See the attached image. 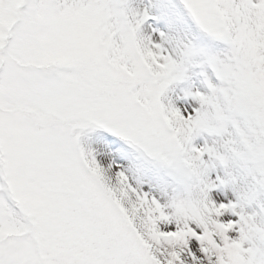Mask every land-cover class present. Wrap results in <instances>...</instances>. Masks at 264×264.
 Instances as JSON below:
<instances>
[{
  "label": "snow or ice",
  "instance_id": "snow-or-ice-1",
  "mask_svg": "<svg viewBox=\"0 0 264 264\" xmlns=\"http://www.w3.org/2000/svg\"><path fill=\"white\" fill-rule=\"evenodd\" d=\"M0 264H264V0H0Z\"/></svg>",
  "mask_w": 264,
  "mask_h": 264
}]
</instances>
